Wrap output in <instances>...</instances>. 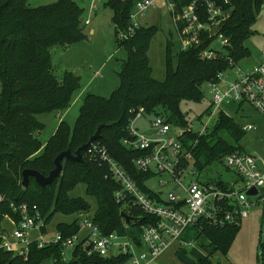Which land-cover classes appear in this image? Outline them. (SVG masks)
Wrapping results in <instances>:
<instances>
[{"label": "trees", "instance_id": "trees-1", "mask_svg": "<svg viewBox=\"0 0 264 264\" xmlns=\"http://www.w3.org/2000/svg\"><path fill=\"white\" fill-rule=\"evenodd\" d=\"M136 1H105L104 6H109L114 13L112 24L116 36L118 30L125 29ZM230 2L234 10L224 23L222 32L232 45L228 56L236 62L249 57L244 44L252 34L260 0ZM28 4L29 0H0V230L4 219H15L12 205L26 203L38 206L47 227L56 214L75 216L71 223L56 225L55 231L65 238L79 232V223L86 214L102 235L117 233L141 248V228L154 225L156 219L137 207L127 210L122 203L115 201L114 193L119 187L106 166L88 160L82 153L80 163L63 160L62 175L45 187H40L31 178L23 188L22 171L36 170L48 176L58 154L65 150L74 154L103 125L97 142L143 194L161 202L145 185L154 174L142 173L134 165V160L144 154L123 145V140L128 138L131 112L144 108L145 114H153L154 117L164 115L172 127H188L180 103L201 102V85L215 80L228 66V61L225 58L203 61L198 58L197 50L188 49L177 54L174 65L167 54L166 77L164 81H157L146 53L158 29L141 27L133 38L121 42L127 49L128 61L119 74V90L109 100L87 96L75 126L59 123L43 147L37 135L45 125L41 124L38 116L67 110L74 92L80 88L79 77L66 73L59 82L53 76L50 49L71 46L86 39L82 26L84 10L72 0H59L36 8ZM212 121V127H206L207 131L200 135L193 131L182 134L184 146L191 153L184 166L195 169L196 173L214 161L220 162L225 155L243 152L239 142L245 131L243 127L223 112H219ZM81 183L85 185L86 196L96 204L90 216V203L83 197L69 196ZM214 183L221 188L225 186L221 180ZM121 212L133 218L129 225L121 218ZM239 228L231 225L217 229L204 224L199 226V232L215 251L226 256ZM72 251V258L67 262L60 245L38 249L33 244L29 246L26 257L0 250V264H50L52 261L54 264H126L129 261V256L122 254L98 256L87 251L82 244L76 245ZM200 263L212 264L207 259Z\"/></svg>", "mask_w": 264, "mask_h": 264}, {"label": "built area", "instance_id": "built-area-1", "mask_svg": "<svg viewBox=\"0 0 264 264\" xmlns=\"http://www.w3.org/2000/svg\"><path fill=\"white\" fill-rule=\"evenodd\" d=\"M97 3L98 0H91L87 7L89 19L83 22L85 26L90 24ZM155 6L168 13V25L177 31L181 51L197 50L198 58L203 61L220 58L228 61V66L219 72L215 80L205 82L212 97L214 112L210 113L204 130L219 112H223L222 106L231 103L248 105L264 117V50L259 54V62L251 66L240 65L244 59L235 62L228 56L232 45L222 29L234 10L230 0H137L129 13L125 29L118 30L117 39L124 42L133 38L141 29L146 13ZM258 8V14L264 17V0H260ZM231 77L232 80L228 82ZM131 113L128 138L123 140V145L144 154L134 160L136 169L158 176L159 185L172 182L181 189L182 197H178L176 191L171 192L167 195V202L163 203L143 194L97 140L82 153L88 160L107 167L119 187L114 193L116 202L122 203L127 210L137 207L145 215L156 219L154 225L141 228V248L117 233L102 235L87 217H83L79 223L77 234L65 238L55 231L50 237L38 206L19 203L12 205L15 219L7 218L12 229L8 237H0V250L26 257L29 246L33 244L38 249L52 245L68 249L83 242L82 246L87 251L101 257L122 254L129 256L128 264H151L170 242L180 238L184 228L190 226L199 230V226L204 224L217 229L240 226L241 219L249 216L251 207L259 204L262 199L260 189L264 188L263 160L243 152L223 157L225 166L236 173L237 182L241 183L239 191L234 188L237 182L221 188L216 183L206 184L192 179L183 185V178L197 175L195 169L184 166L191 153L184 146L183 132L174 135L172 125L164 115L159 114L150 123L152 134L140 133L135 128V122L143 118L145 110L139 108ZM243 129L251 131L254 128L248 125ZM164 176L170 181H164ZM251 188H256L255 196L246 195ZM83 230L84 238L80 239L79 234Z\"/></svg>", "mask_w": 264, "mask_h": 264}, {"label": "rangeland", "instance_id": "rangeland-1", "mask_svg": "<svg viewBox=\"0 0 264 264\" xmlns=\"http://www.w3.org/2000/svg\"><path fill=\"white\" fill-rule=\"evenodd\" d=\"M59 0H29L28 6L36 8L47 4L56 3ZM77 2L83 11L82 26L86 39L71 46H55L50 49L52 73L59 82L63 80L66 73H70L75 77L80 78V88L74 92L70 106L67 112H54L47 115H41L38 119L41 124L45 125V129L38 133L37 137L43 144V147L48 143L49 138L54 135V129L59 126V123L65 122L70 127H74L76 120L80 114V108L84 99L91 96H99L109 100L113 93H116L121 84L119 74L124 70L127 63L128 52L121 42L117 39L116 30L112 24L114 13L110 7L104 6L106 0H98L97 6L92 15L89 25H84L83 22L89 19L87 7L91 0H72ZM157 27L156 35L151 39L149 49L146 53L149 59V66L152 75L157 81H164L166 55L169 54L172 64L177 62V54L181 51V42L177 31L174 27L168 25V13L160 6L150 9L144 18L142 28ZM94 33L91 35V31ZM252 34L244 44L249 52V57L242 60L240 65L251 66L256 64L260 59V52L264 50V17L262 14L256 16L254 25L252 26ZM218 49V46H217ZM232 80L228 78V82ZM200 89L203 92L201 102L182 101L180 109L188 127L181 128L173 126V134L180 135L181 132H199L207 131L205 128L210 113H213L211 105V94L206 84H202ZM222 110L228 117L232 118L237 124L242 127L252 126L251 131L245 130L241 135L240 144L243 153L256 157L264 161V117L248 105L239 103L227 104L222 106ZM153 114H144L143 118L137 120L135 128L140 133L152 134L149 121L153 119ZM214 121L209 123L207 128H211ZM58 125V126H57ZM177 127V128H176ZM57 129V128H56ZM189 129V130H188ZM56 131V130H55ZM224 157V156H223ZM223 159V158H222ZM220 162H212L204 169L200 170L197 175L185 177L182 179V184L186 185L188 181L196 179L200 183H214L221 180L227 185H231L234 180V171L228 169L223 160ZM193 164V161H192ZM163 180L169 182L167 176ZM159 177L153 176L145 182V185L156 195L160 201L166 203L167 195L171 192L177 193L178 197L183 196L181 189L172 182L164 185H159ZM236 191L241 188L240 185L234 186ZM85 185L80 184L75 190L69 193L71 198H84L91 204L92 208L89 216L96 209L94 200L86 196ZM262 199L259 204L251 207L248 212V217L241 219L238 234L233 238L226 256L218 253L216 262L220 264H264V188L260 189ZM156 201V199L154 198ZM85 217L86 214L84 215ZM75 216H62L56 214L52 217L51 223L47 227V234L51 237L55 233L56 225L59 223H71ZM83 218V217H82ZM81 218V219H82ZM3 227L0 230V237H8L11 230V225L7 219L3 220ZM80 232V239L84 238ZM84 241V240H83ZM199 242H203V238H199ZM83 244V242H82ZM85 243L84 246H86ZM86 248V247H85ZM64 260L67 262L72 258L73 248L62 249ZM115 254V252H113Z\"/></svg>", "mask_w": 264, "mask_h": 264}, {"label": "crops", "instance_id": "crops-1", "mask_svg": "<svg viewBox=\"0 0 264 264\" xmlns=\"http://www.w3.org/2000/svg\"><path fill=\"white\" fill-rule=\"evenodd\" d=\"M93 33L94 30L91 31L90 34L92 35ZM67 110L64 112H67ZM40 116H38V118ZM56 128L54 129V132L57 130ZM234 182H237L236 173H234V180H232L231 184ZM237 184L240 185L241 183L237 182L236 185ZM201 237L205 243L199 242V238ZM218 253L219 252L214 250V247L210 246L209 242L201 235L198 229L189 226L184 228L180 238L175 242H170L164 248L163 253L151 264H201L200 261L205 259H207L209 263L214 264L217 263L215 258L219 257ZM219 254L222 255L221 253ZM126 264H128V262Z\"/></svg>", "mask_w": 264, "mask_h": 264}, {"label": "water", "instance_id": "water-1", "mask_svg": "<svg viewBox=\"0 0 264 264\" xmlns=\"http://www.w3.org/2000/svg\"><path fill=\"white\" fill-rule=\"evenodd\" d=\"M103 125H100L97 129L94 135H92L89 138V141L80 146V148L74 153L71 154L68 150H65V152H62L60 154H58L56 156V158L53 161V169H51L49 171V175L48 176H44L41 173L37 172L36 170H29V169H25L22 171V182H21V186L23 188H26L29 180L32 178L34 179L35 183L37 185H39L40 187H45L50 185L55 179L59 178L62 175V161L63 160H69L72 162H77L80 163L83 160V156H82V152L92 143L96 142V140L99 138L100 136V130L102 128ZM256 188H251L249 190L246 191V195L247 196H255L256 195ZM121 218H123L125 220V224L129 225L130 221L133 220V218L131 216H128L127 214H125L124 212L120 213Z\"/></svg>", "mask_w": 264, "mask_h": 264}]
</instances>
